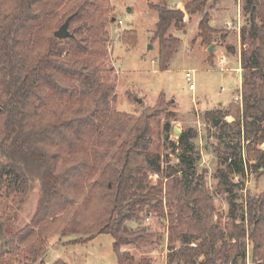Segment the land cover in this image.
Segmentation results:
<instances>
[{"label":"trees","instance_id":"trees-1","mask_svg":"<svg viewBox=\"0 0 264 264\" xmlns=\"http://www.w3.org/2000/svg\"><path fill=\"white\" fill-rule=\"evenodd\" d=\"M207 1L188 0L183 8L150 4L158 11L153 37L159 40L161 70L168 68L180 44L179 37L166 36L167 29L181 24L186 14L202 13L198 35L211 42L214 28L205 11ZM107 4L108 0H0V184L7 193L15 192L9 211L0 213V235L31 182H38L40 192L29 222L7 238V249L0 243V264L36 262L98 171L82 202L93 212L77 211L61 234L85 233L90 238L110 233L117 264H133L122 246L142 244L149 235L125 226L137 206L152 199L139 173L162 171L159 155L148 149L145 130L135 123L104 163L132 119L112 107L113 86L98 65L106 55ZM244 9L249 17L241 27V40L247 33L257 45L248 57L241 54L242 102L231 109L234 120L225 122V152L218 154L226 169L218 175L217 191L228 193L231 221L222 226L220 216L213 219L205 173L195 169L199 155L191 140L194 133L182 131L179 168L168 167L164 173L165 204L177 210L167 264H247V243L253 244L249 264H264V192L247 195L238 222L230 195L236 184L229 180L230 173L242 179L246 165L264 166V147L259 146L264 141V0H245ZM68 16L72 35L56 37L55 28ZM122 40L134 44L136 32L124 31ZM241 140L247 141L245 159ZM175 170L180 177L170 179ZM160 207L161 203L156 206ZM177 239L178 247L173 245Z\"/></svg>","mask_w":264,"mask_h":264},{"label":"rangeland","instance_id":"rangeland-1","mask_svg":"<svg viewBox=\"0 0 264 264\" xmlns=\"http://www.w3.org/2000/svg\"><path fill=\"white\" fill-rule=\"evenodd\" d=\"M186 1L108 0V4L103 6L109 11L103 15L107 20V40L106 55L98 62L100 74L108 78L113 86L110 98L112 107L132 115L104 163L128 138L130 129L137 123L140 129L145 130L150 152L154 156L159 155L162 169L158 175L146 173L145 169L138 175L145 187L144 191H148L152 199L138 205L134 216L125 220L129 230L144 229L149 234L142 244L122 246L121 249L132 257L133 264H141L144 260L148 261L147 264L168 263L169 231L176 222L177 210L165 204L164 173L168 167L179 168V154L183 147L178 144V136L182 131L191 130L194 133L191 140L199 155L195 169L205 173L206 186L216 213L213 219L220 216L222 226L231 221L228 216V193L217 191L218 175L226 169L225 162L218 154L220 151L225 152V122L234 120L231 109L240 105L233 100V96L241 88V54L243 52L248 57L257 45V40L249 38L247 33L245 40H241V27L248 24L249 17L244 9L245 0H208L205 11L209 13L214 28L209 43L214 45L212 51L208 50L209 44L198 35V22L202 13L186 14L181 24H172L167 29L166 36L179 37L180 44L168 68L161 70L158 65L159 40L153 37L158 11L150 4L165 2L174 8L184 6ZM72 28L73 24L70 23L68 29L71 31ZM129 30L136 32L134 44L122 40L123 32ZM186 70H194V89L189 88ZM214 119H219L217 124H214ZM236 141L235 138L233 142ZM263 142L260 147H264ZM246 145L247 141L241 140L244 159ZM245 167L242 179L237 173L229 174V180L236 183L230 193L234 196L235 222L239 221L240 208L247 195L264 192V166L257 169ZM174 177H180V171H172L169 178ZM90 184L69 207L59 228L48 238L47 246L32 264H38L40 260L51 264L58 259L66 264H117L110 233L100 232L90 238L85 233L61 234L63 226L77 211L84 214L93 212L92 208L89 211L85 209L82 203ZM14 193H7L5 186L0 184V213L9 211ZM39 194L38 182H31L23 202L4 226L0 235L2 245L5 246L7 238L29 222ZM160 203L161 207L156 208ZM173 245L178 247L181 241L177 239ZM252 246V243L246 245L247 264L251 261Z\"/></svg>","mask_w":264,"mask_h":264},{"label":"water","instance_id":"water-1","mask_svg":"<svg viewBox=\"0 0 264 264\" xmlns=\"http://www.w3.org/2000/svg\"><path fill=\"white\" fill-rule=\"evenodd\" d=\"M114 18V17H112ZM69 20H70V16H68L64 21L63 23H61V25L54 30V35L56 37H59V38H64V37H67V36H71L72 33L69 31L68 29V25H69ZM214 45L213 43L209 44L208 45V50L211 52L212 49H213ZM232 85V83H230V86ZM138 101H140V98H137ZM218 120L219 119H214V124H217L218 123ZM175 131H179L178 129H175ZM166 137V135H165ZM263 145H264V142H263Z\"/></svg>","mask_w":264,"mask_h":264},{"label":"built area","instance_id":"built-area-1","mask_svg":"<svg viewBox=\"0 0 264 264\" xmlns=\"http://www.w3.org/2000/svg\"><path fill=\"white\" fill-rule=\"evenodd\" d=\"M193 72H194V70H186V72H185V77L189 81V88L190 89H194V87H195V85H194ZM233 100L235 102L241 104L242 100H241V93H240V91L233 96ZM154 175H158V173L157 172H154Z\"/></svg>","mask_w":264,"mask_h":264},{"label":"crops","instance_id":"crops-1","mask_svg":"<svg viewBox=\"0 0 264 264\" xmlns=\"http://www.w3.org/2000/svg\"><path fill=\"white\" fill-rule=\"evenodd\" d=\"M180 8H183V6H180ZM230 85V84H229Z\"/></svg>","mask_w":264,"mask_h":264}]
</instances>
